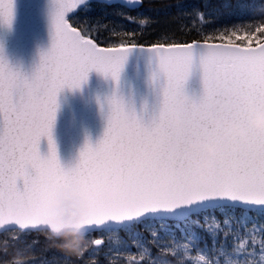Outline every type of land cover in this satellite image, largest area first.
<instances>
[{
	"label": "snow or ice",
	"instance_id": "snow-or-ice-1",
	"mask_svg": "<svg viewBox=\"0 0 264 264\" xmlns=\"http://www.w3.org/2000/svg\"><path fill=\"white\" fill-rule=\"evenodd\" d=\"M52 2V44L30 75L11 67L0 48V227L15 225L21 233L42 230L50 216L48 202L70 190L89 205L91 247L78 260L88 252L99 256L105 238H94L92 232L143 226L164 254L150 255L153 264H171L169 254L180 264H264V243L255 250L257 234L264 241V224H248L249 213L264 216V131L249 126L252 114L264 113V21L221 25L202 42L105 48L94 42L87 24L74 26L68 14L81 5L86 12L135 9L143 0ZM12 18L13 0H0V23L10 26ZM94 26L102 27L103 20L97 18ZM133 50L147 51L158 61L151 77L160 90L158 114L145 122L114 93L107 100L102 138L94 146L85 143L75 166L63 167L52 136L59 95L79 90L93 71L118 84ZM194 64L201 72L202 92L189 109L179 98L187 94ZM225 122L240 126L243 137L226 138ZM42 140H47V155L40 152ZM201 143L217 146L207 170L194 163L204 154L187 149ZM216 212L226 228L209 233L210 246L192 230L181 233L191 247L181 244L166 225L175 220L199 227L194 217L215 220ZM133 235L139 238L138 232ZM166 240L174 247L161 246ZM63 264L74 262L64 257Z\"/></svg>",
	"mask_w": 264,
	"mask_h": 264
},
{
	"label": "trees",
	"instance_id": "trees-1",
	"mask_svg": "<svg viewBox=\"0 0 264 264\" xmlns=\"http://www.w3.org/2000/svg\"><path fill=\"white\" fill-rule=\"evenodd\" d=\"M92 3H96V1H92ZM262 7H264V0H143L142 5L135 9L95 7L86 12L82 7L70 17L74 26L80 27L87 24L92 29V35L96 37L94 42L99 46L120 47L129 46L133 43L153 46L192 43L193 41L202 42V37L207 32L221 25L251 23L253 26H257V22L264 21V12L260 11ZM197 10L203 13L202 17L197 14ZM97 18L103 20V26L98 29L94 26ZM214 215L215 218L219 219L223 217L219 212L214 213ZM193 219H199V227L193 225L191 221L168 220V228L174 230L179 240H184L181 239L182 232L195 231L200 237L208 241L209 246L212 242L209 233L220 232L223 227L226 228L224 224L223 227L214 224L208 226L203 216ZM253 223L264 224V216L255 212L249 213L248 224ZM233 226L238 227L237 225ZM123 231L122 229L116 231L100 230L91 233V236L97 238L105 232H116L123 236ZM130 231H140V226ZM14 237L18 238L14 239ZM229 240H231V236ZM185 241L186 243L189 242ZM116 244L112 243L111 246V243L105 239L100 248L99 256L88 252L85 253L83 260L77 258L70 260L74 264H153V261L149 259L150 255L151 257L159 255L161 258L164 255L158 252L156 244L151 241L149 246L144 248L149 250V254H138V260L134 261L129 257L123 258L120 253L121 249L117 248ZM160 244L168 247V245ZM130 246L131 249L136 248L132 244ZM199 246L203 247L202 241ZM5 248L7 254H4ZM18 250L30 257L28 264H49L48 261L54 258L64 260L66 257L63 252L45 238L42 230H28L21 233L19 229L12 228L0 232V264H7ZM182 251L180 249L178 255ZM192 252L194 255V248ZM167 258L171 264H180V260L173 258L170 254Z\"/></svg>",
	"mask_w": 264,
	"mask_h": 264
},
{
	"label": "water",
	"instance_id": "water-1",
	"mask_svg": "<svg viewBox=\"0 0 264 264\" xmlns=\"http://www.w3.org/2000/svg\"><path fill=\"white\" fill-rule=\"evenodd\" d=\"M82 7L70 12L69 17ZM52 15V0H13L11 25L0 23V48L11 67L30 75L39 64L41 55L52 44ZM157 68L158 61L154 55L147 51L133 50L124 63L118 84L93 71L79 90L65 89L59 95L52 136L63 167L75 166L85 143L90 142L94 146L102 138L107 125V100L114 93L123 100L126 107L142 116L145 122L158 114L160 90L151 79ZM185 90L194 98L201 94L198 64H194ZM40 152L47 155V140L41 141ZM12 228L18 229L15 225H5L0 227V232Z\"/></svg>",
	"mask_w": 264,
	"mask_h": 264
},
{
	"label": "clouds",
	"instance_id": "clouds-1",
	"mask_svg": "<svg viewBox=\"0 0 264 264\" xmlns=\"http://www.w3.org/2000/svg\"><path fill=\"white\" fill-rule=\"evenodd\" d=\"M179 102L189 109L194 106V99L188 94L181 96ZM34 107L36 110L40 109L39 100L35 101ZM175 123L179 125L180 121L177 119ZM249 126L257 131H264V113L252 114ZM222 128L224 136L228 139L242 138L244 135V130L234 123L225 122ZM187 149L204 154L194 162L201 170L209 169L217 154V146L214 143L189 144ZM48 211L49 219L41 225L45 238L69 259L79 258L91 246L86 228L89 216L87 200L70 190H62L48 202ZM57 241L59 243H56ZM29 259L28 255L18 250L7 264H28Z\"/></svg>",
	"mask_w": 264,
	"mask_h": 264
},
{
	"label": "rangeland",
	"instance_id": "rangeland-1",
	"mask_svg": "<svg viewBox=\"0 0 264 264\" xmlns=\"http://www.w3.org/2000/svg\"><path fill=\"white\" fill-rule=\"evenodd\" d=\"M223 216V215H222ZM223 217H221L220 219L219 218H215V220H213L211 217H209L206 221L207 225L208 226H212L213 224L214 225H218V227H223ZM219 222V223H218ZM153 224H156L157 226V229H159V226L157 224V222H152ZM166 225H167V228L169 227L168 225V222L166 221ZM178 227H180V225H177ZM171 232L174 233V230L171 229V228H168ZM224 229V227L222 228ZM134 232H138L139 233V238L135 237L133 235V232H131L130 230H124L123 231V236H120L119 234H117L116 232H105V234H100L99 237L97 238H100V237H103L105 239H107L109 241V243H111V246H112V243H117L116 244V247L121 249L120 253H121V256L123 258H130L131 260H138V257L137 255L141 253L144 254V253H147L149 254V250L146 251L144 248L145 247H148L149 246V243L151 241H153V237L151 236L150 232L149 231H146L144 229L143 226H140V231H134ZM101 233V232H100ZM176 236V235H175ZM110 237V239H109ZM177 238V236H176ZM123 240V241H122ZM120 241V242H119ZM177 241L179 243H186L185 240H179L177 238ZM164 245H168L169 248L171 247H174V245L171 243V241H162L160 242ZM187 243H190V242H187ZM262 243H264V241H261L260 240V237L259 235L257 236V243L255 245V250L258 252ZM130 244L134 245L136 248L134 249H131V246ZM190 247H191V243H190ZM252 245L249 244V248H251ZM111 248V247H109ZM136 249V250H135ZM134 257V259H133ZM256 259H258V257H256ZM64 260L60 259V258H54L50 261H48L49 264H63Z\"/></svg>",
	"mask_w": 264,
	"mask_h": 264
}]
</instances>
